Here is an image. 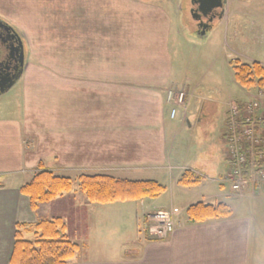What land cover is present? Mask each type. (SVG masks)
Returning a JSON list of instances; mask_svg holds the SVG:
<instances>
[{
    "label": "crops",
    "instance_id": "0c3cea01",
    "mask_svg": "<svg viewBox=\"0 0 264 264\" xmlns=\"http://www.w3.org/2000/svg\"><path fill=\"white\" fill-rule=\"evenodd\" d=\"M224 1L223 17L199 34L202 38L210 37L233 17L228 10V0ZM153 2L0 0V19L17 28L32 50V45L44 44L39 51L45 53L44 60L53 59L51 48L59 45L61 71L58 82L53 77L49 78L48 85L45 79L41 84L35 82V90L27 89L28 94L22 93L17 104L11 101L0 104V264L9 262L17 223H34L39 217H48L46 213H33L28 199L19 193V188L31 179L37 165L44 160L50 170L79 173L77 177L97 168L111 169L110 173L137 174H142L143 170L167 168L166 140L170 137L165 135L172 130L163 114L167 79L161 76L148 82L144 76L137 80L131 72H126L133 61L127 57L137 49L140 38L130 34L133 25L127 24L126 14L122 13L123 21L116 18L117 7L130 17L131 12L140 13L133 10L150 13L159 10L155 9ZM170 6L173 11L179 10L178 3ZM160 17L159 20H163ZM234 25L238 29L240 21ZM101 27L106 30L101 31ZM233 30L227 29L226 33ZM124 32L129 36L125 47L120 36H124ZM111 53L115 56L112 57ZM25 70L19 81L29 80L27 76L31 73ZM84 71H107L109 77L110 71L122 72L118 82L113 79L99 82L93 72V79H84ZM42 72L36 73L37 76L41 77ZM31 96L35 97L31 99ZM45 99L51 102L47 104ZM117 106L123 107L121 116L116 115ZM221 179L218 176L215 181L223 188ZM176 186L181 188L178 184ZM189 189L196 192L197 201L169 209L185 215L186 208L192 204L225 203L219 200L221 195L207 196L192 188L183 190L189 192ZM250 192L248 190L241 198L232 197L242 199L251 195ZM72 199L77 212L85 208L91 209L92 213L85 210L79 215L76 226L68 228L69 231L72 229L69 233L76 239L71 240L79 246V252L68 264H264V221L258 213L239 216L232 210L230 218L185 224L165 241H153L147 236L140 253L133 256L134 246L131 240L127 242L129 239L126 240L123 233H97V227L102 224L105 229L110 224L115 226L130 213H101L94 209L97 204L84 205L81 198ZM212 200L215 201L209 203ZM94 214L98 216L92 218ZM99 221L101 223L97 226L95 223ZM83 227L88 233H82Z\"/></svg>",
    "mask_w": 264,
    "mask_h": 264
},
{
    "label": "rangeland",
    "instance_id": "374dc122",
    "mask_svg": "<svg viewBox=\"0 0 264 264\" xmlns=\"http://www.w3.org/2000/svg\"><path fill=\"white\" fill-rule=\"evenodd\" d=\"M138 1L150 3L154 1L155 9L159 10H153L152 13L133 10L140 13L131 12L130 17L129 14L122 12L117 7L116 18L123 21V14H126L124 19L127 24L130 27L131 24L133 25L130 28V34L137 35L136 37L140 38V41L136 44L137 49L130 52L127 57V59L131 58L133 61L130 62L131 67L126 72H131L133 78L137 80L139 76H144L148 82L161 76L167 79L164 88L163 114L166 122L172 128V130H169V134L166 133L165 135L167 138L170 137L166 140V150L169 155L167 168L153 171L143 170L142 174L134 172L110 173L111 169L108 170V168H97L95 171L83 173L90 175L108 173L120 178L151 180L156 181L164 188V192L155 199H144L142 202L116 203L113 206L96 205V208H94L100 210L101 213H104V211L130 213V216H123L122 220L118 221L115 226L110 224L105 229V225L102 224L100 228L97 227V233L102 234L105 232V234L110 235L123 233V237L126 240L129 239L127 242L131 240V244L134 246L132 248L133 256L140 253L139 250L147 239V233L144 229L147 216L161 209L169 210L171 206L180 208L185 204L197 201L195 199L196 195H194L196 194L195 191L189 189L188 192L183 190V187L178 188L176 186L185 168L197 171L204 178V181L193 187L192 190L195 189L207 196L221 195L222 197L219 200H223L227 205L229 204L228 206L237 215L258 213L264 221V194L262 192L237 199L232 197L233 194L227 183L223 182V188H220L218 182L215 181L218 176L222 177L227 170L224 134L226 129L225 114L228 111V104L247 102L248 95L254 90L253 88H241L234 81L232 62L237 60L246 65L259 63L264 68V0H228V10L233 17L230 18L229 23L217 28L207 38L195 35L194 32L189 31L179 23L178 10L174 9L175 11H173L170 4L177 5L178 3L180 7L182 0ZM152 7L153 5L149 6L148 9ZM161 15L164 16L160 17ZM159 17L163 20H159ZM112 19L113 15H111ZM236 21H240L238 29H235L234 22ZM14 29L18 32L17 28ZM227 29L233 31L226 33ZM100 30H106V27H101ZM19 34L22 35L21 32ZM120 36L123 38L122 46L125 47L129 36L125 35V32L124 36ZM24 44L27 68L25 71L31 73L27 76L29 80L27 82L26 80L23 82L22 80L17 81L7 93L0 96V104L5 101L17 104L18 100H21L22 93L28 94L27 89L35 90V82L41 84L44 83L43 79H45L48 85L50 77H53L56 82L60 79L59 45H54L51 48V51H54L52 54L54 58L45 59V61L43 58L45 53L39 52L42 51L44 44L32 45L33 50L30 44ZM133 44H131V48H133ZM48 55L51 54L48 53ZM111 55L112 57L115 56L113 53ZM40 71H43L40 74L41 77L36 74ZM92 72L96 74L94 77L99 82H107L108 79L118 82L120 80L119 74L122 71H110V77L107 71H84V79H93ZM23 83L26 85L23 86ZM182 90L187 93L184 105L178 106L166 102L167 92L176 93ZM34 97L31 96V99ZM47 99H51V97H47ZM45 102L49 104L51 101L45 99ZM111 102L113 103V101ZM209 106L212 108L209 109ZM48 108H51V105H48ZM122 109L123 107H116L117 116H121ZM172 109L176 111L174 119L170 118ZM51 159L53 160L52 157ZM44 161L41 163L46 167ZM47 163H50L49 160ZM59 174L72 178L74 189L69 196H64L63 199H57L48 204L46 208H41L40 214L42 209H45L48 218H64L74 228L80 218L79 215L85 213V210L86 213L91 214L92 210L84 208L77 212V209H74V204L73 209L70 208L72 198L79 196L78 184L75 181L79 173L66 172ZM197 198L201 200V197ZM245 198L247 199L243 200ZM214 201H209V203ZM96 216L98 214H94L92 218ZM180 216L185 217L184 214ZM100 223L99 221L95 224L98 226ZM82 233L86 234L88 230L83 227ZM72 235L69 237L76 240ZM25 238L31 239L30 236Z\"/></svg>",
    "mask_w": 264,
    "mask_h": 264
},
{
    "label": "trees",
    "instance_id": "16d2710c",
    "mask_svg": "<svg viewBox=\"0 0 264 264\" xmlns=\"http://www.w3.org/2000/svg\"><path fill=\"white\" fill-rule=\"evenodd\" d=\"M232 65L234 81L241 88L264 87V68L261 64L246 65L235 60ZM211 106L209 109L212 108ZM243 108L244 103L238 104L239 111ZM225 115L224 140L228 136V111ZM239 120H242V116ZM203 180L198 172L186 169L183 170L178 185L183 188H193L200 185ZM75 181L79 188L77 197L81 198L84 205L137 202L155 199L164 192V188L156 181H131L109 174H80ZM0 188H2L1 184ZM73 189L72 178L39 163L32 178L19 188V193L28 199L30 210L39 215L41 208H46L51 202L70 195ZM70 203V208L73 209V199ZM41 212L45 214V209ZM232 214V209L223 202L215 204L199 202L186 209L184 218L187 224L196 225L230 218ZM69 227L73 228L61 217L45 216L39 217L34 223H17L8 264H67L79 252V246L69 237L72 234L69 233L72 230L69 231ZM26 236H30L31 239H26Z\"/></svg>",
    "mask_w": 264,
    "mask_h": 264
},
{
    "label": "built area",
    "instance_id": "2783aa9c",
    "mask_svg": "<svg viewBox=\"0 0 264 264\" xmlns=\"http://www.w3.org/2000/svg\"><path fill=\"white\" fill-rule=\"evenodd\" d=\"M185 98L184 92L169 91L166 102L182 106ZM228 114L226 153L229 165L224 181L238 195L248 188L253 193L264 192V87L254 88L240 111L238 104L230 103ZM175 116L176 111L172 109L170 118ZM184 226L174 211L160 210L147 217L146 231L152 239L163 241Z\"/></svg>",
    "mask_w": 264,
    "mask_h": 264
},
{
    "label": "flooded vegetation",
    "instance_id": "af4514ba",
    "mask_svg": "<svg viewBox=\"0 0 264 264\" xmlns=\"http://www.w3.org/2000/svg\"><path fill=\"white\" fill-rule=\"evenodd\" d=\"M196 2L197 0H182V5L178 10V20L179 23L185 26L189 31L194 32L195 35H199L210 29L213 23H216L223 17L224 7L213 11L211 14L206 13V16H204L197 11L198 5ZM18 35L23 44V59L21 57L20 44L17 36L13 38L11 37L12 32L7 34L4 29L0 28V65L2 66L0 74L2 76L9 72H11V74H17L20 71H24L26 68L25 42L19 33ZM6 68L8 71L5 70ZM203 117L207 119V117Z\"/></svg>",
    "mask_w": 264,
    "mask_h": 264
},
{
    "label": "water",
    "instance_id": "95a60500",
    "mask_svg": "<svg viewBox=\"0 0 264 264\" xmlns=\"http://www.w3.org/2000/svg\"><path fill=\"white\" fill-rule=\"evenodd\" d=\"M196 4L198 5L197 11L201 13L202 15L206 16V13L211 14L213 11L217 9H222L225 4V1L224 0H197ZM0 28L4 29L7 34L12 32L11 37L13 38L14 36H17L19 44H20L21 57L23 59V44H22V40L19 38L18 32L13 30V28L10 27L9 25L5 24V22H3L1 19H0ZM1 67L2 66L0 65V70H1ZM5 70L8 71L7 68ZM22 74H23V71H20L17 74H11V72H9L5 74L4 76L0 74V96L7 93L17 83V81H19V79L22 77Z\"/></svg>",
    "mask_w": 264,
    "mask_h": 264
}]
</instances>
